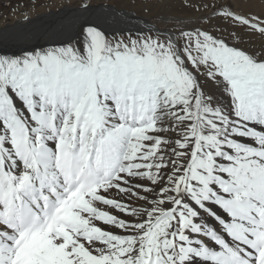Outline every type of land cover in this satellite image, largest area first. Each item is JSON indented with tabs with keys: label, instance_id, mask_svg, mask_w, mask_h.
<instances>
[{
	"label": "snow or ice",
	"instance_id": "1",
	"mask_svg": "<svg viewBox=\"0 0 264 264\" xmlns=\"http://www.w3.org/2000/svg\"><path fill=\"white\" fill-rule=\"evenodd\" d=\"M255 3L80 0L0 46V264H264Z\"/></svg>",
	"mask_w": 264,
	"mask_h": 264
},
{
	"label": "rangeland",
	"instance_id": "2",
	"mask_svg": "<svg viewBox=\"0 0 264 264\" xmlns=\"http://www.w3.org/2000/svg\"><path fill=\"white\" fill-rule=\"evenodd\" d=\"M79 2L80 0H0V29L4 30L8 27H16L18 23H22L20 20L25 21V15L30 17V19H35L43 14L57 13L65 7L77 8ZM106 2H110V0H93L94 4ZM124 6L128 11L135 13V15H145L142 5L134 7L129 3ZM260 9L259 3L258 6L257 4L251 6L252 11L259 12ZM152 15H155V12ZM11 30H14V28ZM0 37L4 38V35H0ZM253 40L255 43H259L258 39L253 38Z\"/></svg>",
	"mask_w": 264,
	"mask_h": 264
},
{
	"label": "bare ground",
	"instance_id": "3",
	"mask_svg": "<svg viewBox=\"0 0 264 264\" xmlns=\"http://www.w3.org/2000/svg\"><path fill=\"white\" fill-rule=\"evenodd\" d=\"M258 3H259V0H256L255 4H257V6H258ZM65 8H70V7H65ZM63 9L60 10L62 12L59 14H51V15L43 14V15L36 17L35 19H29L30 21L20 20L22 23H18L16 27H8V28H5L4 30L0 29V35H4V38L0 37V46H7L11 48L12 50H15L18 44L26 36L32 33L44 31L40 29H44V28L46 30L47 29H53V30L67 29L68 20L72 19L74 14L73 12H64ZM72 9H76V8H72ZM245 10H247V6H245ZM13 28L14 30H11Z\"/></svg>",
	"mask_w": 264,
	"mask_h": 264
},
{
	"label": "water",
	"instance_id": "4",
	"mask_svg": "<svg viewBox=\"0 0 264 264\" xmlns=\"http://www.w3.org/2000/svg\"><path fill=\"white\" fill-rule=\"evenodd\" d=\"M63 11H64V12H73V14L75 15V9H72V8H64ZM61 12H62V11H59V12H57V13H49V15H51V14H59V13H61Z\"/></svg>",
	"mask_w": 264,
	"mask_h": 264
}]
</instances>
